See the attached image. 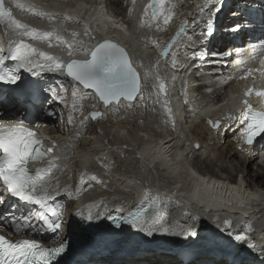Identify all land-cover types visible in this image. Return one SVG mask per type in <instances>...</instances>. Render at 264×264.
Returning a JSON list of instances; mask_svg holds the SVG:
<instances>
[{
    "label": "bare ground",
    "instance_id": "1",
    "mask_svg": "<svg viewBox=\"0 0 264 264\" xmlns=\"http://www.w3.org/2000/svg\"><path fill=\"white\" fill-rule=\"evenodd\" d=\"M117 1L119 7L124 6L122 0H114V4ZM8 2L16 18L32 27L42 31H51L54 26L68 29V32L62 35L71 41L73 38L70 33L72 31L83 33L87 25L91 30L90 34L96 37V40L92 41L93 44L105 38L120 37L118 41L128 48L133 59L137 61V66L141 62L147 69H152L153 65H156L153 77L142 81L145 99H137L131 107L127 102H122L118 112L111 108L106 109L98 98L78 101L82 108L72 113V124L68 123L73 104V83L70 79L64 77L62 73H49L47 70H43L39 76H33V83L41 92L42 105L37 107L40 119L56 127L55 130L61 134L52 137L59 147L51 156L60 157L56 162L61 166L66 165L63 171L57 172L49 188L50 194H56L54 203L63 204V230L59 233L58 241L65 235L71 220L81 219L75 215L78 211H83L85 215L89 209L94 215L97 211L109 212L117 208L124 211L141 199L159 197L154 195V192H159L163 197L157 202L160 204V211L166 214L167 225L179 231L182 227L192 224L198 230V235L188 238L160 234L146 237L131 228L123 232L120 240L121 244L132 245L137 253L118 258L119 262L116 264H262L264 257L258 255L259 249L249 250L239 242L231 240L227 233L218 231L217 226L220 228L224 226L216 219L226 217L231 221L233 229L237 226L251 225L253 229L249 233L251 240L257 245L264 244V163H261L264 150L260 145L253 148L244 145L241 140L243 124L240 118L242 101L248 99L249 103H252L254 98V92L245 97V91L248 88L260 87L259 73L241 78L247 68H258L251 57L260 50V45L247 46L246 58L250 65L246 63L245 58L232 63L225 57L217 59L215 64L204 62L197 68L195 65L201 64V61L193 60L191 56L193 49L199 45L201 39L199 33L206 27V24H202L196 27L195 31H190L191 38L187 43L189 46L185 47L182 54L171 49L167 55H163L160 48L152 47L154 33H157V42L164 49L180 21L187 20L190 30L192 20L197 18L206 21L210 18L207 10L202 16L197 12L198 5H202L204 0H198L196 7L191 5V0L186 1L177 9L175 19L166 27H160L158 30L154 26L150 32L148 27H139L144 12L139 7L134 12V19L138 22L135 21L128 26L120 22L118 17L103 18L100 15L101 10H97V16L104 25L109 24L111 20L117 22L116 26L103 29L101 24L92 27L90 25L96 22L95 6H88L85 13L81 7L75 5L71 12L64 8V2L74 3L76 0H20V2L34 5L38 10L47 12L79 15L84 23H72L62 19H60L62 22L56 19L49 20L26 10L16 9L14 3H10V0ZM179 2L180 0H171L176 6ZM109 11L108 7L107 12ZM251 15L253 18L258 17L253 11ZM125 17L129 21L128 13H125ZM160 20H163V17ZM243 21L241 20L240 27L244 29ZM236 23L237 21L231 26L237 25ZM0 26L1 43L5 38L13 36V32L6 31L3 25ZM226 27L230 26L224 28ZM229 34L218 33L214 37L215 45L210 42L207 45L209 53L227 50L236 52L235 46L228 38ZM238 37L240 36L236 35L235 39ZM78 39L87 42L89 38L81 35ZM33 42L37 48L64 60L68 59L67 48L57 45L55 41L52 42V47L45 41ZM88 46L91 47L90 44ZM173 52L179 61L175 68L169 60ZM76 57L83 55L77 53ZM238 57H242L241 53ZM170 65L172 75H166L164 70ZM138 68L143 74L144 68ZM161 71L168 86L169 97L166 101L175 118V130L164 108L165 99H162L153 87L154 76ZM230 75L233 79L225 83L224 80ZM60 84H64L67 89L63 94V102L55 100L45 91L50 87H56L59 92ZM211 98L221 100L217 103H208ZM185 100L188 101L187 104ZM225 101L227 104L223 103ZM11 103L20 105L22 112L26 107L33 106L31 101L20 102L13 99ZM92 109H100L106 112V116L98 120L89 119L84 125L82 135L77 139L76 133L81 131L80 121L88 116L89 110ZM191 109H195V114ZM49 112L55 115L49 116ZM229 114L236 116L237 119L224 121L219 130L212 129L205 118L210 116L212 120H216ZM223 125H227L226 130ZM241 148L248 151L243 152ZM207 173L221 180L205 178L204 175ZM93 175L96 179H92ZM99 180L106 183H100ZM197 186L201 190L204 203L191 196ZM222 186L239 187L240 198L227 204V206L239 204L235 208L232 207L236 211H225L218 206L211 208V197L207 193L217 194L222 190ZM242 200L245 203L241 204ZM191 214L197 217L195 221ZM46 238L57 239L53 234L46 235Z\"/></svg>",
    "mask_w": 264,
    "mask_h": 264
},
{
    "label": "snow or ice",
    "instance_id": "2",
    "mask_svg": "<svg viewBox=\"0 0 264 264\" xmlns=\"http://www.w3.org/2000/svg\"><path fill=\"white\" fill-rule=\"evenodd\" d=\"M10 3H14L16 9L26 10L49 20L62 19L72 23L82 22L79 15L72 16L68 12L58 13L38 10L34 5H26L21 3L20 0H10ZM132 3L134 6L135 0H132ZM217 3H220V0H204L202 5H198L197 12L202 16L207 10L210 18L206 21H192V31H195L196 27L206 24V27L202 28L199 33L201 37L199 45L193 49L191 56V59L201 61V64L195 65L197 68L201 67L204 62L215 64L217 59L236 54L232 50L209 53L207 49L208 42L216 31L211 17H214L220 11L219 8L215 7ZM175 8L176 5L171 3V0H150L139 21V27L151 28L155 25L159 30L161 17H163V25L166 27L175 15ZM149 9H151L150 15ZM213 9L215 10L213 11ZM131 12L132 9H129V16H131ZM187 23V21H184L181 24L179 31L168 46L164 48L163 55H167L171 51L177 38L185 32ZM0 25L5 26L6 31L15 32L18 36L17 39L9 41L6 54L0 48V82L18 85L21 81V69L26 70L32 76L41 75L43 70H47L49 73H62L70 78L73 83V104L68 117L69 124L73 123L72 113L78 111V108H82V104H78V101L87 98H98L106 109L111 108L114 112H118L122 102H127V105L131 107L137 99L143 100L146 98L142 81H147L153 77L156 72V65H153L152 69L144 68L142 62L137 66V61L133 59L128 49L118 43L120 37L102 39L93 44L92 41H95L96 37L90 34L91 30L86 25L83 33L72 31L70 35L73 39L68 41L62 35V33L68 32V29L54 26L51 31H42L32 27L14 16L13 8L6 4L5 0H0ZM239 30V25L231 29L233 33ZM81 35L88 36V41L78 39ZM25 37L31 40L48 42L49 47H52V42L55 41L57 45L67 48L68 59L64 60L57 55L35 47L26 42ZM152 43L159 47L155 40H152ZM89 44L91 47L88 46ZM77 45H83V47H77ZM260 47L264 51V44H261ZM77 53H81L84 58H77ZM251 59L260 58L253 55ZM7 61H12L15 67H6ZM171 63L174 68L179 64L175 52L172 53ZM138 67L144 68L143 74L138 71ZM253 73H260L264 76V59H260V67L247 68L241 78H246ZM155 79L158 81V85H153V87L157 89L158 93L166 94L167 90L162 78L155 75ZM231 79L233 77L230 75L224 82L227 83ZM58 87L59 92L56 87H50L45 91L55 100L63 102V94L67 89L64 84H60ZM253 92L256 96L264 98V89L248 88L244 95L247 97ZM22 93L31 95L32 89L26 87L22 90ZM185 103L187 104L188 101L185 100ZM224 103L227 104V101ZM242 104L244 111L241 112V116L244 117L246 127L241 133V140L244 144L253 146L258 138H264V111H256L248 99H244ZM164 108L169 120L172 122L173 130H175V118L166 100L164 101ZM191 111L195 114V109H191ZM48 115L52 116L55 113L49 112ZM105 116L106 112H90L88 116L80 121L81 131L76 133V138H80L84 125L89 119L98 120L105 118ZM225 119L236 120L237 117L229 114ZM29 123H34V121H29ZM209 124L217 130L222 127L219 119L216 121L209 120ZM223 127H225V130L227 129V125H223ZM44 140V137L38 136L36 131L23 123H5L3 117H0V204L5 203L9 197H14L25 204L38 206L34 216L24 213L17 215L14 211L0 213V231L4 227L10 226L17 234L29 231L30 234L35 235L42 228L59 238V233L63 230V204L54 203L56 194H50L49 188L57 172L63 171L66 165L61 166L56 162L60 157L51 156L53 151L59 147L57 142L52 141L51 146L45 148ZM196 147H199V145H196ZM241 151L247 152L248 149L241 148ZM45 161L46 163H44ZM34 162H41L42 166L30 167V164ZM261 163H264V155H262ZM92 179H96V177L93 175ZM98 182L106 183L103 180ZM191 196L204 203L199 186L195 188ZM149 199L150 202H142L126 213L119 208L115 209L119 213L118 215L105 211H97L94 215L91 209L88 210L87 215L83 211H78L75 215L80 216L82 221L89 222V227L99 228L103 226L109 231L122 230L123 225L126 224L143 233L146 237H154L156 234L185 238L198 235V230L192 224L182 227L179 231L173 230L166 223V214L160 211V204L157 202L160 197H150ZM215 202V197H211L210 203ZM227 203H231V201ZM240 203L243 204L245 201L242 200ZM15 207L16 205H12V208ZM191 215L195 221L197 217L195 214ZM103 220L111 221V224L93 223ZM33 221H37L39 227L33 224ZM223 224L224 227L222 228L217 226L218 231L227 233L231 240L239 242L249 250L259 249L258 255L264 257V244L257 245L251 240L249 235L253 231L251 225L237 226L233 229L231 221L227 219L224 220ZM67 248L66 238L61 240L58 245L45 247L38 239L13 240L4 234H0V264H59L57 258L62 257ZM262 264H264V261H262Z\"/></svg>",
    "mask_w": 264,
    "mask_h": 264
},
{
    "label": "rangeland",
    "instance_id": "3",
    "mask_svg": "<svg viewBox=\"0 0 264 264\" xmlns=\"http://www.w3.org/2000/svg\"><path fill=\"white\" fill-rule=\"evenodd\" d=\"M117 3H118V1L115 2V5H116L117 7H119ZM124 14H125V13H124ZM204 168H205V167H204ZM225 173H226V172H225ZM234 173L236 174L237 172H234ZM222 174H224V173H222ZM226 174H227V173H226ZM228 178H229V177H228ZM72 201H73V200H72ZM69 202H70V201H69ZM69 209H70V206H69Z\"/></svg>",
    "mask_w": 264,
    "mask_h": 264
}]
</instances>
